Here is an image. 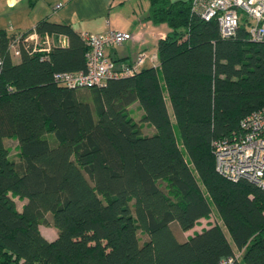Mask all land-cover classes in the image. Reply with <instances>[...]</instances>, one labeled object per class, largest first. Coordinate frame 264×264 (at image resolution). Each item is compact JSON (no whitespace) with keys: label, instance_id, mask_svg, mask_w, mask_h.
Instances as JSON below:
<instances>
[{"label":"trees","instance_id":"1","mask_svg":"<svg viewBox=\"0 0 264 264\" xmlns=\"http://www.w3.org/2000/svg\"><path fill=\"white\" fill-rule=\"evenodd\" d=\"M149 7L168 27L157 64L100 87L53 80L86 69L90 48L70 24L0 28V264H264V189L223 176L215 156L264 106V42L245 20L222 37L193 0ZM31 33L65 43L36 46Z\"/></svg>","mask_w":264,"mask_h":264},{"label":"built area","instance_id":"2","mask_svg":"<svg viewBox=\"0 0 264 264\" xmlns=\"http://www.w3.org/2000/svg\"><path fill=\"white\" fill-rule=\"evenodd\" d=\"M193 10L207 21L215 19L222 37L236 36L240 22L245 20L250 39L264 42V0H193ZM81 36L90 48L86 69L55 72L54 82L70 88L100 87L107 79L136 73L147 58L157 61L156 53L148 56L144 51L138 52L130 63L115 62L108 56V47L135 40L131 32L108 29L102 34L81 32ZM26 40L36 46L49 45L47 35L43 41L37 33H31ZM60 43L63 45L65 39ZM13 53L17 56L18 50L14 48ZM241 127L244 133L235 141L215 144L216 169L230 180L243 178L264 189V106L248 114ZM219 264H235V259L228 257Z\"/></svg>","mask_w":264,"mask_h":264},{"label":"crops","instance_id":"3","mask_svg":"<svg viewBox=\"0 0 264 264\" xmlns=\"http://www.w3.org/2000/svg\"><path fill=\"white\" fill-rule=\"evenodd\" d=\"M149 10V0H0V28L9 33L24 32L33 28L38 20L48 18L66 22L77 32L102 34L108 29L131 32L135 40L106 50L115 62H130L140 51L148 56L156 53L157 41L168 31L167 26L148 19ZM47 37L51 45L62 39ZM149 59L142 67L157 64Z\"/></svg>","mask_w":264,"mask_h":264},{"label":"rangeland","instance_id":"4","mask_svg":"<svg viewBox=\"0 0 264 264\" xmlns=\"http://www.w3.org/2000/svg\"><path fill=\"white\" fill-rule=\"evenodd\" d=\"M162 24H163V26H167L166 23H162ZM168 109H169V111H171L170 104H168ZM140 112H141V111H140L139 107L136 106V104H134V105L131 106V114H132L133 118H134L138 123L141 124V128H142L141 130H142V132H143L144 134H150V133L152 132V127H150V126L147 125L146 123L140 121V114H141ZM6 144H7V146L10 148V155H11L12 157H14L15 154L17 153V147H16L17 142H16V140H14V139H7V140H6ZM15 201H16L17 208L19 209V208L21 207L23 201H21V200H19V199H17V198H15ZM211 219H213V216H212V215H211V217L200 219V220H199V223H197V224L193 227V229H190V230L186 231V232L184 233V235L180 236V238L183 237V239H184V238H185L184 236H185V235H188V234H191L190 232H192L193 230H199L201 227H203V226H205V225L207 224V223H206L207 220H211ZM39 228H40V231H41L42 235H43L45 238H47L48 240H52L53 238H55V236H56V229H55L54 227H52V226H47V225H42V224H41V225L39 226ZM177 233H178V232H177ZM178 235H179V234H178ZM141 236H142V235H141Z\"/></svg>","mask_w":264,"mask_h":264}]
</instances>
